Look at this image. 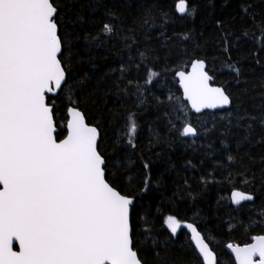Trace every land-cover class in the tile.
Returning a JSON list of instances; mask_svg holds the SVG:
<instances>
[{"label":"snow or ice","instance_id":"snow-or-ice-1","mask_svg":"<svg viewBox=\"0 0 264 264\" xmlns=\"http://www.w3.org/2000/svg\"><path fill=\"white\" fill-rule=\"evenodd\" d=\"M181 205L264 264V0H0V264H218Z\"/></svg>","mask_w":264,"mask_h":264},{"label":"trees","instance_id":"trees-1","mask_svg":"<svg viewBox=\"0 0 264 264\" xmlns=\"http://www.w3.org/2000/svg\"><path fill=\"white\" fill-rule=\"evenodd\" d=\"M171 2V0H169ZM98 64H102V61H97ZM85 70H88V66H84ZM230 194V193H222ZM214 193H210V203L211 197ZM233 207V206H232ZM171 211L176 214L178 218L182 221L197 223L201 232L205 234L206 242L210 243V247L217 256L218 264H233V260L226 252V246L228 243L240 244L246 240L244 235V230L242 228L236 227L233 230H229L227 226L217 227V222L215 218L208 221V227H203V217H197L192 209L187 205H181L180 207L173 210H166L165 214ZM207 214H211L208 208H205ZM166 233V229L163 230ZM169 256L176 261V264H199V261L195 258L196 253L189 241L188 234L181 228L178 231V235L174 244H169Z\"/></svg>","mask_w":264,"mask_h":264},{"label":"water","instance_id":"water-1","mask_svg":"<svg viewBox=\"0 0 264 264\" xmlns=\"http://www.w3.org/2000/svg\"><path fill=\"white\" fill-rule=\"evenodd\" d=\"M235 207V206H233ZM183 230L188 234V237H189V241H190V234L187 232L186 229L183 228ZM193 247V246H192ZM194 249V248H193ZM195 251V250H194ZM226 252L227 254L230 256V258L234 261V254L231 253V250L227 248L226 246Z\"/></svg>","mask_w":264,"mask_h":264}]
</instances>
